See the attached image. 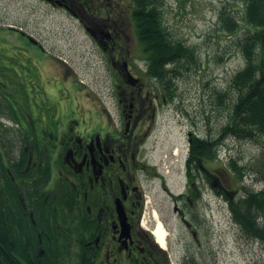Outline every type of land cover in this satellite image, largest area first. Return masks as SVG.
<instances>
[{"label":"flooded vegetation","instance_id":"flooded-vegetation-1","mask_svg":"<svg viewBox=\"0 0 264 264\" xmlns=\"http://www.w3.org/2000/svg\"><path fill=\"white\" fill-rule=\"evenodd\" d=\"M43 1L75 17L103 51L112 70L119 125L112 124L109 114L93 125L72 126L46 116L32 102L25 115L16 107L7 113L8 108L0 106V248L20 264H171L167 248H159L152 233L157 220L166 227L167 222L162 209L153 206L149 186L158 183L172 213L197 241L213 198L219 208L228 209L236 197L231 173L223 163H215L211 139L189 131L178 167L183 181L172 189L164 159H150L145 142L158 108L178 97L180 74L170 64L163 78L146 75L139 63L147 59L143 53L118 49L123 46L121 36L113 31L123 14L113 6ZM130 8L127 16L133 27ZM17 37L28 43L26 35ZM25 53L37 63V52ZM37 64L42 72L34 70L32 78L44 74L41 62ZM20 71L4 75L0 88L19 84ZM11 76L20 79L14 82ZM166 90L172 91L169 99ZM197 139L206 146H198ZM185 247L182 264L194 255Z\"/></svg>","mask_w":264,"mask_h":264},{"label":"rangeland","instance_id":"rangeland-1","mask_svg":"<svg viewBox=\"0 0 264 264\" xmlns=\"http://www.w3.org/2000/svg\"><path fill=\"white\" fill-rule=\"evenodd\" d=\"M80 1L88 6H97L98 2ZM130 1L102 0V3L104 8L113 6L112 9L123 14L122 20L114 24L113 34L121 36L123 45L118 49L123 52L130 49L132 55H142L127 16ZM226 1L230 0H163V20L171 39L195 49V62L180 65L178 97L172 100L176 106L163 103L158 108L145 142L150 159H164L166 181L174 190L183 181L178 165L186 151L187 132L212 139L220 133L229 120V106L235 97L229 87L231 77L245 63L236 41L220 30L218 12ZM234 15L242 24V13L236 10ZM10 26L31 35L44 52L18 40ZM25 50L37 52V63L41 62L44 73L41 78H32L34 70H42ZM139 63L141 66L142 60ZM18 70L22 75L21 79L17 78L19 84L11 76L15 86L0 88V106L8 108L7 113L16 107L25 115L32 102L60 124L93 125L109 114L112 124L118 127L112 70L105 63L103 51L92 43L80 22L63 9L48 6L42 0H0V79ZM217 92L226 93L224 101L217 97ZM217 155L219 166L233 157L239 165L253 167L242 179L234 177L239 195L244 193L243 188L248 191L262 188L264 182L256 179L260 176L256 164L259 160L264 162L261 142L228 135L218 145ZM148 189L153 206L162 209L167 222L166 227L160 219L167 232L164 248L171 264L183 263L188 252L185 246L202 264H264V244L246 237L229 209L219 208L215 198L211 209L206 211L207 226L201 229L196 241L172 213L171 201L158 183ZM157 246L161 248L158 243Z\"/></svg>","mask_w":264,"mask_h":264},{"label":"trees","instance_id":"trees-1","mask_svg":"<svg viewBox=\"0 0 264 264\" xmlns=\"http://www.w3.org/2000/svg\"><path fill=\"white\" fill-rule=\"evenodd\" d=\"M132 4L134 34L147 55L149 74L163 78L167 75L165 65L171 63L182 75L180 65L195 62V49L171 39L163 20V0H132ZM236 10L242 13V24L234 15ZM218 18L220 30L236 41L245 63L230 80L235 97L229 106L228 122L212 141L215 158L218 145L228 135L259 141L264 148V0L226 1ZM216 95L222 101L227 97L225 92ZM197 141L198 146H206V141ZM229 169L237 180L253 171L252 166L239 165L233 157L229 158ZM256 170L260 174L256 179L264 181L263 161L259 160ZM243 190L240 197L229 200L231 217L246 237L264 244V187L258 192ZM197 261L192 255L188 264H202ZM0 264L20 263L10 253L7 258L0 248Z\"/></svg>","mask_w":264,"mask_h":264},{"label":"bare ground","instance_id":"bare-ground-1","mask_svg":"<svg viewBox=\"0 0 264 264\" xmlns=\"http://www.w3.org/2000/svg\"><path fill=\"white\" fill-rule=\"evenodd\" d=\"M225 166L229 168V161H228L227 164L225 163ZM263 182H264V181H263ZM263 187H264V185L262 186V188H263ZM262 188H260V189H258V190H254V189H252V190H250V191H252V192H258V191H260ZM235 198L237 199L238 197H235ZM154 233H155V235H156V241H157V243H158L161 247H164L165 244H166V234H167V232H166V230H165V228H164V226H163V224L161 223L160 220H157V222H156V230L154 231Z\"/></svg>","mask_w":264,"mask_h":264},{"label":"water","instance_id":"water-1","mask_svg":"<svg viewBox=\"0 0 264 264\" xmlns=\"http://www.w3.org/2000/svg\"><path fill=\"white\" fill-rule=\"evenodd\" d=\"M32 40V39H31ZM33 41V40H32Z\"/></svg>","mask_w":264,"mask_h":264}]
</instances>
